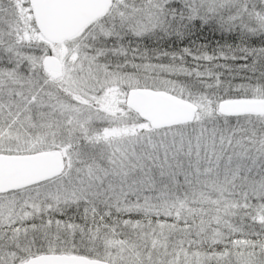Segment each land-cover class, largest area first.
<instances>
[{
    "label": "snow or ice",
    "instance_id": "6c2138e0",
    "mask_svg": "<svg viewBox=\"0 0 264 264\" xmlns=\"http://www.w3.org/2000/svg\"><path fill=\"white\" fill-rule=\"evenodd\" d=\"M0 264H264V0H0Z\"/></svg>",
    "mask_w": 264,
    "mask_h": 264
}]
</instances>
